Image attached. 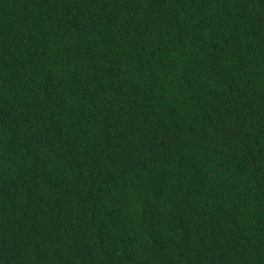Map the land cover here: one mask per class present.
I'll return each instance as SVG.
<instances>
[{
  "label": "trees",
  "instance_id": "obj_1",
  "mask_svg": "<svg viewBox=\"0 0 264 264\" xmlns=\"http://www.w3.org/2000/svg\"><path fill=\"white\" fill-rule=\"evenodd\" d=\"M0 264H264V0H0Z\"/></svg>",
  "mask_w": 264,
  "mask_h": 264
}]
</instances>
